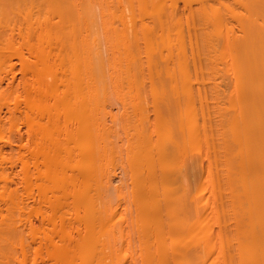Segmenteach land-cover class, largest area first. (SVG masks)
I'll list each match as a JSON object with an SVG mask.
<instances>
[{
    "label": "bare ground",
    "instance_id": "6f19581e",
    "mask_svg": "<svg viewBox=\"0 0 264 264\" xmlns=\"http://www.w3.org/2000/svg\"><path fill=\"white\" fill-rule=\"evenodd\" d=\"M41 1L57 22L29 0L41 19L25 6L22 33L8 15L18 2L0 0V73L16 59L24 76L21 100L0 91V106H23L31 140L18 160L35 201L24 213L0 168V264H264V0H180L195 6L188 18L179 0H150L148 23L132 13L119 29L104 1ZM145 82L157 103L149 131ZM112 89L139 123L127 204L109 171L121 153L106 123Z\"/></svg>",
    "mask_w": 264,
    "mask_h": 264
},
{
    "label": "rangeland",
    "instance_id": "374dc122",
    "mask_svg": "<svg viewBox=\"0 0 264 264\" xmlns=\"http://www.w3.org/2000/svg\"><path fill=\"white\" fill-rule=\"evenodd\" d=\"M16 1L18 2V6H19V9H17V10L18 11L20 10L19 11L20 13H22L23 10H24V12H23L24 14H25V10H27V13L29 12L28 9H25V6H30L29 7L30 10L33 9V8H31L33 6L30 3L33 0L32 1L30 0V2L28 0V2H26L27 4L26 3L24 4V2H25L24 0L23 1L22 0H16ZM36 1H37V3L33 2V4H36V5H34L36 7V10L38 7V10H39V11H37V13L39 12L38 15L40 13L42 15L44 14L43 15L44 17L42 16L41 17L42 19L40 18L41 20H43L48 14L47 12H45V13L43 12V9H45L46 7L44 6L45 7L44 8L41 6L43 8V9H41L39 6H37V4L42 5L45 3L44 1H46V0L43 1L44 3H42L41 0H40L41 3H38L39 0H36ZM101 1L102 2L104 1L102 4L106 3L105 5H103L104 8L106 7V5H108L109 11H110V12L109 11L108 12L110 14L115 15L114 18H112V16L110 14L105 15V17L109 16L112 19H114V21L116 23L112 22V26H115L117 29L120 28L119 22L117 21V19H119L120 16L121 17L124 16L125 19H127V18L129 19V18H132L130 16H132L131 14L134 13L133 17H134V22L136 24V22L138 23L139 19H141V17L139 18V13H140V15L144 13V12L142 13L141 11L139 12V10L140 9L144 10L146 8L149 9L151 7L150 0H146V3L144 2V0H101ZM163 1H166V0H163ZM13 2L16 4L15 1H13ZM13 2H12V5L14 4ZM20 3L24 4V8H23V5L21 7ZM165 4H167V5L169 4L168 0L166 1V3L164 2V6L166 7L167 5H165ZM176 4H177V6H176L177 8L175 7L174 12L175 13L178 12L180 15H182L183 18H185V17L188 18L190 13H195L193 11V9H195V6L192 4H187L188 6L185 5L186 6L185 7L184 5H182V1L180 3V0ZM229 5H231V8H232V6L234 7V5H232L231 3ZM14 6H16V5H14ZM18 6H16V7H18ZM16 7L14 9H16ZM108 7L105 8V11L108 9ZM9 8L12 9L13 7H9ZM39 8L42 10V12ZM186 8L188 9V11ZM48 10H50V9H48ZM120 10H121V12H120ZM167 10H168V8H167ZM12 11H13V9H12ZM12 11L10 10L8 15L10 16V18L12 15H13L12 18L16 17L15 19L13 18V21L16 20L15 26H17V23H18V27H19V24H20V28L22 29V33H24L25 31L23 29H25L26 26H24L25 27L24 28L23 24L26 21V18H25L26 14L24 15L23 13L20 14L18 12H15V11L12 12ZM31 11H33V10H31ZM31 11H30V13H31ZM35 11H33L34 15L36 13ZM33 12H32V15H33ZM150 12L151 11L148 10L147 14H149ZM30 13H28V14L30 15ZM106 13H107V11H106ZM166 13H169V10L166 11ZM185 13H186V15H185ZM17 14H20V15H17ZM51 14H53V13H51ZM147 14L146 13L143 14L142 19L144 18V20H146L148 23V21L151 17L147 16ZM179 14H176V15L179 16ZM22 15L25 17H22ZM29 15L27 17H29ZM32 15H30V17H34L33 19H35V17L37 16V14L35 16H32ZM54 15H51L52 17L50 18L49 14H48L47 19L51 20L53 18L52 20H55L57 22L56 19L58 18V16L57 15L54 16ZM40 16L41 15H39L38 17H40ZM56 16H57V18H56ZM143 16H145V17H143ZM109 17H108V20L110 19ZM135 18L138 19V21H135L136 20ZM30 19H31V22H36V21H38L39 18L37 20L36 19L33 20L32 18H30ZM30 19L28 18L27 21H29ZM47 19H45V20H47ZM106 19H107V17H106ZM189 19H188V21H189ZM226 19L228 20L229 18H226ZM23 20H24V22H23ZM52 20H51V22H52ZM141 20L139 22H141ZM144 20H142L143 23L145 22ZM27 21L25 22L24 25H26ZM19 22H21V23H19ZM230 22H231V20H230ZM54 24H55V22H54ZM138 25H139V23L136 24V26H138ZM183 25H184V23H183ZM185 25L182 27H183V34L186 35V36H184L185 40H186L189 32L191 33V31H190L191 27L188 28L189 26L187 25L188 27H186ZM184 27L187 28L186 31H185ZM32 28L34 29L35 27L33 26ZM138 28H139V26H138ZM37 29L38 28H36L35 31L32 32L33 35L35 33H37V31H38ZM188 29H189V32L187 31ZM136 30H138V29H136ZM186 32H188V34ZM16 33L14 32V36L12 34V37L15 38V39L13 38V40L18 39V36ZM138 39H139L140 50L142 52V62H143V66L145 68L144 73H143V77H144V80H146L147 79V76H146L147 70H146V56L144 54L145 44H144V41L142 39L140 32H138ZM129 40L132 42L133 37H131ZM188 51H189V47H187V53H189ZM188 57H189V54H188ZM10 62L12 64V66L14 65L13 68L12 67L11 68L6 67L5 70L3 71V73L2 72L0 73V91L8 92V91L12 90L13 95L17 96L18 99L21 100V98H22V88H21L22 86L21 85H22V82H24V76H23V74H21L22 71L20 69V66L18 65V61L16 59H11ZM21 77L23 79H21ZM122 82H124V80L120 81V84ZM148 85H149L148 82H145V86H144L145 88L143 89V93H144L143 94V101H142L141 105L138 106V107L142 106V108L144 109L145 119L143 120V126L141 125V127L143 128V130H146V131H149L150 128L152 130V125L155 123L156 116H155V112H154V107L157 105V103H154V101H152V99H151L150 89H149ZM120 90H121V93H124V91H125L124 87L121 88ZM109 93H110L109 110L111 111L113 118L110 119V117H108L106 123L110 127H112L114 132L117 134V136L114 139V142L116 144L117 150L121 151V153H120L121 159H120V155L117 154L114 158V161L110 163L109 171L111 174V179L113 178L112 180H114V182L117 181L118 179H122V180L126 181L127 188L122 190V192L124 194V197L126 198V204H127L128 200H129V180H130V171H129V168L126 164L127 142H128V140H131V138L133 137V129L135 127H138L139 123L133 117L132 107L130 106V102L124 97V95L122 94V95H120V98H117V96L115 94V90H113V89L110 90ZM17 102H18L17 109H16V111L12 112V114H9L7 112L6 107L0 106V119L3 121V123L1 124L0 154L4 159V161L0 165V168L2 171L5 172L6 176L8 177L6 187L8 189L16 192V194H17V196L21 202V206L24 210V213L25 212L27 213L31 208L35 207V204H34L35 201L33 200V196L30 193H27L25 191L23 183L21 181L20 164H19V160H18V158H19L18 155L21 154V156H23L24 158H27V149L30 145L29 142L31 140V138H30L31 136L29 135L30 137L27 138L28 136L26 133V127H25V124H24L23 119H22L23 106L19 103V101H17ZM11 103H13V101ZM210 104H211V102H210V100H208L207 105L209 107L211 106ZM203 105H205V104H203ZM211 120H212V118H211ZM204 150L205 149L202 148L201 154H204ZM195 157H197L195 159H198V160L200 159L198 154ZM204 164H206V163H204ZM117 184H119V182ZM3 207H4V204L0 202V208L3 209ZM38 218L39 217L34 215L33 217H31L30 221L32 222V224L37 225V224H39L38 222H40V220ZM22 224H24V223L22 222ZM213 230L215 231L216 228H214ZM43 264H48V261H44Z\"/></svg>",
    "mask_w": 264,
    "mask_h": 264
}]
</instances>
